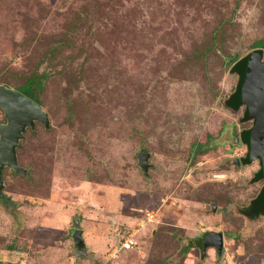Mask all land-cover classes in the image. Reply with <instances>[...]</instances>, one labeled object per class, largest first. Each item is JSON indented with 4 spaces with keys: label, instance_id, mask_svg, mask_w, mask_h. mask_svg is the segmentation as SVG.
Listing matches in <instances>:
<instances>
[{
    "label": "rangeland",
    "instance_id": "obj_1",
    "mask_svg": "<svg viewBox=\"0 0 264 264\" xmlns=\"http://www.w3.org/2000/svg\"><path fill=\"white\" fill-rule=\"evenodd\" d=\"M217 25L204 65L182 62ZM63 37L38 66L50 126L21 141L27 175L3 171L15 205L0 204V264H264V218L244 211L255 167L234 164L248 122L224 104L228 59L259 41L264 57V0H0V84L22 85ZM73 217L91 259L74 258ZM209 231L224 251L201 257ZM127 236L132 249L110 257Z\"/></svg>",
    "mask_w": 264,
    "mask_h": 264
},
{
    "label": "water",
    "instance_id": "obj_2",
    "mask_svg": "<svg viewBox=\"0 0 264 264\" xmlns=\"http://www.w3.org/2000/svg\"><path fill=\"white\" fill-rule=\"evenodd\" d=\"M229 62L232 60L230 59ZM242 105L246 107L247 117L255 118L254 126L242 135V140L247 143V160L250 162L256 157L255 153L259 152L258 146L264 138V59L259 53L251 57L240 79L232 108L239 109ZM0 109L4 119L0 121V199H3V168L8 167L16 174L26 173V170L19 165L16 153L20 141L24 138V132L26 129L35 132V122H39L47 129L50 120L40 104L4 84H0ZM149 159V152L141 151L137 154V166L146 179H149ZM78 226L79 219L73 218L75 230L72 238L75 244L81 245L82 230ZM207 248H215L218 255L224 250L223 234L220 231H211L206 235L200 250L201 257L204 256ZM74 254L78 261L82 256L92 257L86 249L75 250Z\"/></svg>",
    "mask_w": 264,
    "mask_h": 264
},
{
    "label": "trees",
    "instance_id": "obj_3",
    "mask_svg": "<svg viewBox=\"0 0 264 264\" xmlns=\"http://www.w3.org/2000/svg\"><path fill=\"white\" fill-rule=\"evenodd\" d=\"M221 39H222L221 25H217L213 29L212 34L208 38V41L205 42V44L202 46V48L198 49L194 55L185 56V58L182 62H184V63L185 62L186 63L187 62H195V63L200 62L201 66H203L206 52L208 50L216 48L219 45V43L221 42ZM54 41L55 42L53 43V46L45 51L42 59L40 61H38L36 66L32 70H30L29 72L24 74L22 85L14 88V89L18 88V90L21 93H23L27 97L31 98L32 100H34L38 104H40L39 96L42 93L44 86H45V82H46V74L44 72H39L38 66L40 65V63H42V61H49L52 58V56L55 54L57 49L61 48L62 45H68L70 42V39L68 37H63L62 39L56 38V39H54ZM260 47H261V41L257 42L255 49L251 50L249 53L245 54L244 56L239 57V58H237V57L230 58L232 60V62H229L230 59H228L226 65L229 66V72L231 74L235 75L236 81H235V85L232 88L231 92L229 93V95L224 100V104L226 107H231V108L233 107V99L235 97L237 87L239 85V82H240V79H241L243 73L245 72L246 68L248 67V63H249L251 57L257 53H259L263 56V51L260 49ZM81 52H82V49H79V53H81ZM5 86H7V85H5ZM243 119H245V113H243L242 116L240 117L241 121ZM222 129L223 128H221V131H222ZM243 133L244 132H242L241 135H243ZM244 211L246 213V217L254 216V217L258 218L259 215L264 214V205L262 206V208H260V206L257 208H253L252 206L248 205L246 207V210H244ZM192 246L193 245L190 243L187 244L183 249V253H186L189 250V248ZM8 247L10 249H12L13 245H9Z\"/></svg>",
    "mask_w": 264,
    "mask_h": 264
},
{
    "label": "flooded vegetation",
    "instance_id": "obj_4",
    "mask_svg": "<svg viewBox=\"0 0 264 264\" xmlns=\"http://www.w3.org/2000/svg\"><path fill=\"white\" fill-rule=\"evenodd\" d=\"M263 59H264V57H263ZM230 110H232L233 112H237L238 110H240L241 111V116H242V114L243 113H245V119H243L242 121L240 120V118H239V122L240 123H245V122H248V125L247 126H243L242 127V129H240V131H239V135H237L236 137H235V139H234V141H235V143H239V142H241V144H243L244 145V151H243V153H242V155L238 158V159H236V160H234V164L235 165H237V166H240V165H243V166H250V165H254V170H253V173L251 174V176H250V178H249V183L250 184H254V185H256V184H259L258 185V190H257V193L255 194V196L250 200V203H249V205L250 206H252L253 208H257V207H259L260 206V208H262V206L264 205V144L262 143V142H264V138L262 139V142H261V144H259V152H257V153H255V155H256V157L255 158H253L250 162L247 160V152H248V148H247V143L246 142H244L243 140H242V135H241V133L242 132H245V131H247V130H249V129H251L253 126H254V123H255V118L254 117H247V113H246V107L245 106H241L239 109H233V108H231V107H228ZM1 110V109H0ZM2 112V111H1ZM240 116V117H241ZM49 117V116H48ZM0 121H4V119H3V115H2V117L0 118ZM36 124H40L39 122H35V125ZM41 125V124H40ZM46 129V128H45ZM27 131H29V132H31L29 129H26V131L24 132V138H25V134H26V132ZM23 138V139H24ZM22 139V140H23ZM21 140V141H22ZM21 141H20V145H21ZM20 145H19V147H20ZM18 147V148H19ZM18 148H17V150H18ZM17 150H16V153H17ZM17 160H18V155H17ZM18 163H19V161H18ZM19 165L20 166H22L20 163H19ZM23 167V166H22ZM5 168H8V167H4L3 168V170H2V179H3V171H4V169ZM25 170H26V173L25 174H22V175H27L28 173H27V169L25 168V167H23ZM8 169H10V168H8ZM11 170V169H10ZM12 171V170H11ZM13 172V171H12ZM14 173V172H13ZM18 174H21V173H18ZM4 181V180H3ZM2 193H3V199H0V204L4 207V208H6V209H8V207L10 206V204H13V205H15V203L14 202H12V201H10L9 200V197L4 193V187H3V189H2ZM213 208H212V210H214V208H215V206H212ZM14 212H15V210H13ZM13 211H9V212H13ZM14 212L12 213V216L14 217V220L16 221L17 220V218L20 216L19 214V212H17L16 214H14ZM263 216V217H262ZM264 218V214H261V215H259V217L258 218H256L255 217V219L256 220H260V218ZM73 218H78V217H73ZM73 218H72V231H71V238H72V233H73V231L75 230V228L73 227ZM79 219V218H78ZM79 225H80V222H79ZM78 228L80 229V227L78 226ZM209 232H211V231H209ZM208 232V233H209ZM207 235V234H206ZM82 237H83V235H82ZM206 237V236H205ZM204 237V238H205ZM204 238H203V240L201 241V245H200V250H201V248H202V244H203V241H204ZM72 241H73V245H74V248H73V254H74V252H75V250H80V249H86L88 252L90 251L89 250V248L85 245V243H84V238H83V242H82V244L81 245H77V244H75V242H74V240H73V238H72ZM191 248V247H190ZM189 248V249H190ZM209 248H207V249H205V253H204V256H205V254H206V252H207V250H208ZM212 249H214V252H215V254H216V250H215V248H212ZM224 249V248H223ZM125 251H127V250H125ZM125 251H121V252H125ZM224 251V250H223ZM222 251V252H223ZM89 254H90V252H89ZM217 255V254H216ZM220 255V254H219ZM203 256V257H204ZM74 258H75V260L77 259L76 257H75V254H74ZM83 258H87V259H91V258H89V257H83L82 256V258H81V260L83 259Z\"/></svg>",
    "mask_w": 264,
    "mask_h": 264
},
{
    "label": "built area",
    "instance_id": "obj_5",
    "mask_svg": "<svg viewBox=\"0 0 264 264\" xmlns=\"http://www.w3.org/2000/svg\"><path fill=\"white\" fill-rule=\"evenodd\" d=\"M146 219L148 221H152V214L151 213H147ZM133 244H132V240L130 236L127 237H123L118 241V245L114 246L111 250V253L109 254V256H116V254H118L121 251H125V250H130L132 249Z\"/></svg>",
    "mask_w": 264,
    "mask_h": 264
},
{
    "label": "crops",
    "instance_id": "obj_6",
    "mask_svg": "<svg viewBox=\"0 0 264 264\" xmlns=\"http://www.w3.org/2000/svg\"><path fill=\"white\" fill-rule=\"evenodd\" d=\"M92 258V257H91ZM79 261H81V260H79ZM77 262H78V260H77Z\"/></svg>",
    "mask_w": 264,
    "mask_h": 264
}]
</instances>
